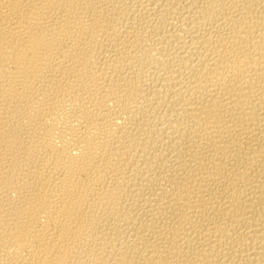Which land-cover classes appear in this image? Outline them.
Listing matches in <instances>:
<instances>
[{
    "label": "bare ground",
    "instance_id": "6f19581e",
    "mask_svg": "<svg viewBox=\"0 0 264 264\" xmlns=\"http://www.w3.org/2000/svg\"><path fill=\"white\" fill-rule=\"evenodd\" d=\"M0 264H264V0H0Z\"/></svg>",
    "mask_w": 264,
    "mask_h": 264
}]
</instances>
